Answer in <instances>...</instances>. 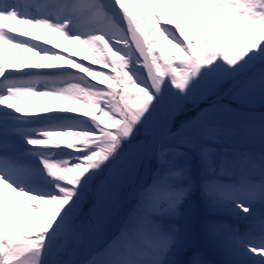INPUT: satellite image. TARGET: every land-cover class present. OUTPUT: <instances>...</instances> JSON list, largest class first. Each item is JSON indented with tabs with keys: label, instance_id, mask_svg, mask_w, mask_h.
Wrapping results in <instances>:
<instances>
[{
	"label": "rangeland",
	"instance_id": "obj_1",
	"mask_svg": "<svg viewBox=\"0 0 264 264\" xmlns=\"http://www.w3.org/2000/svg\"><path fill=\"white\" fill-rule=\"evenodd\" d=\"M206 1L201 0L193 6L198 14L193 22L192 35L195 37L187 43L173 39L176 50L172 56L171 53L163 55L159 46L151 49L154 45L147 54L136 35L141 29L128 27L130 32L127 35L132 39L128 44V57L102 44L94 51L91 61L98 67V78L89 75L90 81L81 77L70 82L64 79L62 84L46 82L52 87L41 86L29 92L21 84H14L10 93L0 99V141L4 144L23 132L21 121L27 117L31 119V115L40 116L36 118L38 121H42L44 115L72 124L69 128L57 126V129H67L68 132L53 129L46 137L31 139V143L43 146L52 143L58 149H46L41 157L53 174L57 169L62 174L60 181L55 178L57 185L60 183L62 186L54 187L63 190L55 197L59 209L54 206L43 208L45 214L61 211L60 217L56 222H51V219L34 220L32 225L38 227L53 223L39 236L27 237L22 232L27 228L22 224L26 220L12 221L15 230L20 227L13 234L5 226L7 231H0V264H87L90 257L84 260V252L91 231L123 186V194H120L122 209L109 226L104 227L95 248L98 253L113 259L114 246L118 242L126 244L124 232L140 229L157 231L152 218L147 215L154 203V192L163 186L152 183L157 176H160L159 182L161 179L170 182L165 189H173L170 198H176V187L183 185L184 194L179 199L184 204L176 202L172 208L177 213H172L175 222L170 219L176 231L175 239H171L188 244L191 249L197 244L203 259L207 258L205 251L212 250L215 259L222 255L224 263L234 262L228 261V254L234 250L236 241L235 235L228 234L233 219L221 218L224 213L217 211L219 203L215 200H226L224 207L234 208L235 214V209L237 213L240 211V218L247 219L250 211L244 206L234 205L229 196H221L218 190L211 193L209 185L215 181L224 182L225 174H232L240 180L256 177L264 160V130L256 124L258 119L260 121V112L254 108L253 121L248 127V120L233 112L235 98L247 106L264 105V9L251 13L250 8L239 10L237 5L235 10L222 11L218 2ZM124 13L129 19L128 13L131 20L130 13ZM166 29L162 31L164 35ZM54 30L53 25L44 30L48 41L42 45L47 46L48 51L38 53L37 44L31 49L32 53L49 57L54 52L61 56L55 47L63 44L69 32L63 33L64 40L53 42L50 37ZM80 39L84 38L81 36ZM11 41L13 45L17 41L29 42L24 38H11ZM26 45L23 46L30 49ZM192 45L197 48L189 51ZM8 48L14 51L9 57V69L12 71L27 67L28 74L36 76L43 72L70 71L50 65L43 72L36 71L40 68L34 62L40 60L20 53L12 45ZM3 61L1 59L0 63ZM75 62L68 61L70 64ZM28 63L30 65H26ZM149 69L158 81V90L149 83ZM3 72L0 69V75ZM15 94L20 97H14ZM45 98L51 101L47 102ZM163 98L175 116L167 132L172 144L163 141L159 146L145 180L146 185L141 188L142 171L135 168L137 153L143 143L163 128ZM62 99L72 104L59 102ZM221 100H228V103L217 105L216 102ZM9 111L21 116L6 115ZM51 111L54 112L51 114ZM11 124L19 125L18 129L10 131ZM54 124L48 122L46 126ZM228 179L230 181V177ZM228 181L225 185L227 191L230 188ZM242 186L247 189L251 185L242 181ZM248 190L254 194L253 189ZM143 193H147L146 201L142 199ZM14 199L18 210H23L16 202L18 196ZM3 217L7 219L8 213L4 211ZM146 221L151 224L147 225ZM5 224L2 223L3 226ZM221 226L225 228L222 230ZM161 230L170 234L164 227ZM201 236L206 241L203 242ZM33 239L39 245H32L35 243ZM44 239H51V245L42 244ZM145 256L151 259L148 253ZM243 258H251V253L244 255L243 252L241 260Z\"/></svg>",
	"mask_w": 264,
	"mask_h": 264
},
{
	"label": "bare ground",
	"instance_id": "obj_2",
	"mask_svg": "<svg viewBox=\"0 0 264 264\" xmlns=\"http://www.w3.org/2000/svg\"><path fill=\"white\" fill-rule=\"evenodd\" d=\"M230 1L238 2L241 0ZM199 2H201V0H27V2H24L23 5L32 8V10L27 13L28 18L40 19L41 21H44L55 17L54 21H57V23L54 24L55 30L53 31V35L50 37L53 42H60V40H64L62 39V36L66 31L69 32V35L65 38L63 44L60 43L56 45L57 47H55V50L58 53H61V56L56 55L54 52H51L52 55L49 57L40 56L38 53L48 51L49 48L47 46L44 47L40 43L37 45V43L34 41H29L28 43L18 41L15 45L12 43L10 45L14 46L15 49L20 53H24L26 56L29 55L34 57L35 60H40V62H34L36 65H38L37 67L40 68V70L36 71L43 72V69H46V67L50 66H54L56 68L61 67L63 70L65 68L71 70L69 72L58 74L43 72L42 74H39V76L34 75L33 79H36L41 83H45L47 81L63 83L62 81L64 79L65 82H70L80 79L81 77H84L90 81L89 75H94L97 78L99 77L98 67L91 61V58L94 56V51L97 49L98 45H107L112 51H118L125 57L129 56L128 48L130 46L128 44L132 42V39L129 35H127V33L130 32L128 27L132 28L133 30L138 28L141 29L139 33L136 31V35H138L141 44L145 46L147 54L149 53L151 46L154 45V47L151 49H158L157 46H159L163 55L168 56V53H171L172 56L173 50H176L174 48L175 44L173 39L187 43L189 40H192V38L195 37L192 34L194 31L193 28H195L193 22L195 21L197 12L193 6H196ZM221 2H224V0H221ZM37 10L38 12L43 11L44 14L39 15L35 13ZM62 11L64 12L62 13ZM124 12L130 13L131 20L129 14L127 13L129 17V19H127V16ZM73 15L78 21L75 26L69 22ZM122 15L125 17V20L123 19ZM3 16L7 19H10V17L5 14H3ZM12 23L18 24V28L29 30L37 35L32 23L29 21L23 22L12 20ZM188 23H191L192 25L187 26ZM68 25H70V27H68ZM164 28H167L166 35L162 33ZM125 34L126 36H124ZM4 36V34L0 35V58L3 60H10L9 57H12L11 54L14 51L9 50V48L6 50V47L1 44L3 43ZM80 36H82L84 39H80ZM19 44H21V46H18ZM26 44H30V46ZM23 45H26L30 49H26ZM36 45L38 53L34 54L32 53L31 49L36 47ZM196 48L197 46L192 45L190 48H188V50L193 51ZM74 60H76L74 64L68 63V61L73 62ZM147 61H150L149 58H147ZM5 64L6 66L10 67L9 62H6ZM26 65L30 64L28 63ZM3 66L4 65L0 63V69H2ZM17 72H23L27 74L28 69L26 67L25 69L17 70ZM134 75L139 76L138 74ZM147 75H150L148 78L151 86H153L155 90H158V81L153 78L150 69ZM45 99L47 102L48 100L51 101V99ZM59 102H63L66 105L72 104L70 101L64 99L60 100ZM162 107L164 121L163 128L158 134L151 137L138 149L137 163L135 168L136 170L140 168V171H142L140 183L141 188L146 185L145 180L150 174L152 161L156 156L160 141L163 139V136L166 135L165 133L171 129L172 123L175 119V116L170 112V108L165 102L164 98ZM54 111H51V114ZM31 117L35 118L37 116L31 115ZM53 123L55 124L53 126L46 127V130L32 131L27 133L26 138H43L48 136V134L53 131L49 130L55 129L57 126L63 125L66 126V128H69L72 125L67 122L64 123L58 121ZM56 130L68 132L67 129ZM56 130H54V132ZM30 145L31 146L28 148L29 150H34L37 153L45 154L43 152L45 148L42 146V144L31 143ZM48 145H50L47 147L48 149L58 150L57 147L52 143H48ZM55 154H57V152H55ZM48 156L53 157L51 155ZM36 171V167L33 165L28 170L19 174V177L16 178H14L8 172H3L2 178L4 180L0 179V231H7L5 226L8 227V232L11 234L16 233V230L19 231L20 227H17L15 230L12 221L15 223L18 221L22 222L24 220L34 222V220L39 221L41 219H51V222H56L60 217L61 211L45 214L43 212V208L54 206L55 209H59L55 198H53L51 201H46L45 198L62 193L63 190L55 189L52 192H49L46 188L40 186L41 179L39 174L36 175L35 179L31 180V175H33ZM55 178L59 181L62 178V174L58 169L55 171ZM178 186L179 187H177L174 192L181 195L183 186ZM211 186L213 187L211 193H214V191L217 190L216 188L218 187V184L212 183ZM219 192L221 196L226 193V191ZM121 193L123 194V186H120L110 205L101 213L97 225L91 231V237L84 252V260L90 257V261L87 264L204 263V260L199 255V250H190L189 252L180 250L178 247L174 246L176 241L173 239L171 240L170 238V236H174L176 232L175 227L173 226L172 222H170L171 214L177 213L173 212L172 208L176 202H179L181 205L184 204L182 201H180V199L167 200L168 203L163 202L162 204L154 206L151 205L147 215L152 218L153 224L156 225L157 231L152 232L153 230H151L146 232L140 229L124 232L123 235L127 238L125 240L126 244L118 242V244L114 246L115 250L112 252L114 255L113 259L109 256L98 253L95 248L98 244V241H100L102 238V234L105 229L104 227H108L111 221L122 209L123 203ZM162 195H168V192H163ZM15 196H18L17 204L22 206L21 208L23 210H18V206L12 203V199L14 201ZM10 197L13 198L11 199ZM215 201L219 203V205L216 203V205L219 206L217 208L218 212L220 211L224 213V216L236 215L234 213V208L226 209L224 207L226 200L217 199ZM7 206L11 207V209L9 210ZM4 211L8 213L7 219L3 217ZM235 211L237 213V209H235ZM3 222L6 223L4 226L2 225ZM145 223L147 225L151 224L149 221H146ZM50 224L53 223H48L46 225L40 224L39 227L30 225L25 230H22V232L26 234L27 237L39 236L41 232L46 231L44 229L45 227L49 228L51 226ZM236 226H238V224H236ZM162 227L168 229L170 234L168 232H165L164 234V232L161 230ZM236 231L234 230V233L237 238L243 241L244 236ZM252 232H254L253 229L251 232H246L245 234L249 235ZM163 240L165 242H163ZM33 241L35 243L32 245H39L36 239H33ZM242 241L234 242V250L231 254H228V256H230L228 261H234L231 264H264V253H255L246 247L243 243L244 241ZM42 244L51 245V239H44ZM177 244L181 245L180 243ZM151 247L156 248V250H159V252H154L151 250ZM191 247L196 248L198 245H192ZM243 252L244 255H249V253H251V258H243L244 260H241ZM146 253H148L151 259H148L145 256ZM221 257L223 256L220 255L217 258L218 261L224 262L225 260ZM250 259L252 260L250 261ZM220 262H216L215 264H220ZM209 264L213 263L209 262Z\"/></svg>",
	"mask_w": 264,
	"mask_h": 264
}]
</instances>
